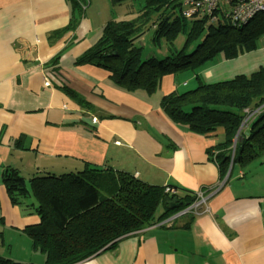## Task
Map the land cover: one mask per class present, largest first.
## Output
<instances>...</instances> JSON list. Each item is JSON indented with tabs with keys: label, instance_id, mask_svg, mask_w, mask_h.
<instances>
[{
	"label": "crops",
	"instance_id": "obj_1",
	"mask_svg": "<svg viewBox=\"0 0 264 264\" xmlns=\"http://www.w3.org/2000/svg\"><path fill=\"white\" fill-rule=\"evenodd\" d=\"M72 15L67 0H0V256L19 264L45 261L24 233L39 218L10 203L3 170L28 180L87 164L177 188L180 198L186 191L213 194L210 214L159 225L173 214L77 264H264V161L232 166L222 178L207 153L221 131L216 138L186 132L160 108L180 80L190 90L197 86L195 72L162 78L153 94L117 88L108 72L73 62L108 21L130 19L81 14L74 29H65ZM256 52L216 58L196 74L206 84L248 75L264 66V52L261 59ZM164 211L159 207L156 217Z\"/></svg>",
	"mask_w": 264,
	"mask_h": 264
},
{
	"label": "trees",
	"instance_id": "obj_2",
	"mask_svg": "<svg viewBox=\"0 0 264 264\" xmlns=\"http://www.w3.org/2000/svg\"><path fill=\"white\" fill-rule=\"evenodd\" d=\"M67 1L75 15L65 29L72 30L83 3ZM220 7L213 13L216 21L210 22L209 15L182 17L177 0H144L133 19L108 21L97 41L73 64L100 68L110 74L117 88L146 94L158 91L166 76L195 72L197 86L162 96L160 108L186 132L216 138L221 131V140L207 153L223 178L231 165L246 169L264 161V67L209 84L196 72L216 58L233 60L256 51L264 38V14L236 27L231 23V5ZM149 30L152 45H167L168 54L142 58L141 41ZM179 35L184 42L176 49L173 43ZM1 180L12 205L38 216L39 223L24 233L32 249L44 256V264H77L112 250L122 239L158 224L195 200L191 192L182 198L169 197L164 187L87 164L79 172L43 173L28 180L6 168ZM173 198L181 206L167 210L164 200ZM162 206L165 211L158 219L156 213ZM0 264L19 263L0 256Z\"/></svg>",
	"mask_w": 264,
	"mask_h": 264
},
{
	"label": "built area",
	"instance_id": "obj_3",
	"mask_svg": "<svg viewBox=\"0 0 264 264\" xmlns=\"http://www.w3.org/2000/svg\"><path fill=\"white\" fill-rule=\"evenodd\" d=\"M181 3L180 14L182 17L191 19L199 18L201 16L209 15L211 18L210 22H215V16L213 13L221 8V5L230 4L231 5V23L240 27L245 25L253 16L258 13L264 12V0H177ZM84 9V5H82ZM48 86V83H45ZM95 121V119H93ZM164 193L170 196H175L178 190L173 187H164ZM212 192H201L197 191L195 195V200L189 206L180 209L172 217L164 222H160L161 225L174 222L176 219H180L186 216H198L203 214H210L208 207V199L210 198Z\"/></svg>",
	"mask_w": 264,
	"mask_h": 264
},
{
	"label": "rangeland",
	"instance_id": "obj_4",
	"mask_svg": "<svg viewBox=\"0 0 264 264\" xmlns=\"http://www.w3.org/2000/svg\"><path fill=\"white\" fill-rule=\"evenodd\" d=\"M82 3L84 5V9H83L84 12L82 11L81 13L91 16L94 20L95 19L102 20L104 18L113 19V17L117 19L118 17H121V15L123 19H133L134 17H136L137 12L143 7L144 0H82ZM261 14L264 13H259V16ZM152 34L153 33L149 30L146 33L144 40L141 41V45L144 49L142 58L144 57V55L147 56L149 53L155 55L156 57L161 58L166 54H168L169 52L168 46L165 44L159 47H155L152 45L151 43ZM183 42H184L183 35H179L174 41L173 46L176 49H179L182 47ZM263 42H264V38H262L258 42L257 52L255 53L259 59H261L264 52ZM191 73L192 71H184L178 74H184L186 76H189ZM178 84L181 85L177 92L188 91L191 89L190 87L192 86L190 82H188L186 86L182 85L181 80L178 82ZM23 243L24 242L20 240L19 246H22Z\"/></svg>",
	"mask_w": 264,
	"mask_h": 264
},
{
	"label": "water",
	"instance_id": "obj_5",
	"mask_svg": "<svg viewBox=\"0 0 264 264\" xmlns=\"http://www.w3.org/2000/svg\"><path fill=\"white\" fill-rule=\"evenodd\" d=\"M231 168H232V165L228 169L225 180H227V178L230 174ZM164 201H165L164 204H165L167 210L178 209L181 206L180 203H177V199H174V200L165 199Z\"/></svg>",
	"mask_w": 264,
	"mask_h": 264
}]
</instances>
